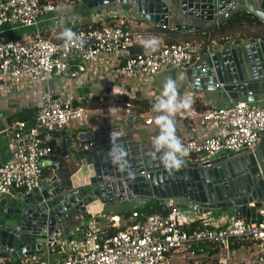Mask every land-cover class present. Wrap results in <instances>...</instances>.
I'll list each match as a JSON object with an SVG mask.
<instances>
[{
	"label": "built area",
	"instance_id": "2783aa9c",
	"mask_svg": "<svg viewBox=\"0 0 264 264\" xmlns=\"http://www.w3.org/2000/svg\"><path fill=\"white\" fill-rule=\"evenodd\" d=\"M62 4L0 0V96L7 88H35L51 78L79 84L89 77V70L97 76L98 68L106 69L105 78L114 86L118 79L152 80L163 68L185 73L196 65L200 49L185 42L157 52L133 53L138 35L126 26L127 17L120 10L102 14L106 19L100 29L80 30L75 33L79 39L55 43L44 33L63 27L58 16ZM21 34L23 38L11 39ZM122 95L127 98L124 108L131 112L135 96L128 90ZM88 121L89 111L81 101L57 99L48 91L30 123L9 122L6 133L14 150L12 161L0 166V200L40 191L43 165L57 151L52 145L56 137L71 124L83 127ZM152 123L146 121V125ZM188 129L183 143L189 148L186 158L194 162L209 164L222 154L254 152L264 132V103L212 107L201 114L199 127L190 121ZM90 146L82 149L88 151ZM178 201L162 203L166 215L135 212L127 221L110 217L107 231L88 222L80 239L67 244L56 264H173L177 255L196 258V249L203 252L204 247L215 254L217 264H236L239 250L250 254L244 264H264V252L250 253L255 248L264 250V200L248 206L255 209L254 221L233 218L227 224L193 222L188 227L180 219L184 212ZM21 264L52 263L34 256Z\"/></svg>",
	"mask_w": 264,
	"mask_h": 264
},
{
	"label": "water",
	"instance_id": "95a60500",
	"mask_svg": "<svg viewBox=\"0 0 264 264\" xmlns=\"http://www.w3.org/2000/svg\"><path fill=\"white\" fill-rule=\"evenodd\" d=\"M89 9L129 6L142 19L178 34H197L246 11L264 24V0H80ZM202 61L185 72L195 92L220 100L264 103V36L235 38L203 47ZM127 130L118 142L127 151L129 168L121 171L108 157L109 134L95 130L74 134L63 143L65 158L42 189L0 200V262L55 255L69 231L101 217L108 207L137 198L186 200L208 211L231 210L235 219L256 218L250 204L264 200V162L260 144L254 152L222 154L209 164L185 158L178 171H166L148 156L152 141ZM264 137V132L261 133ZM90 143L88 151L81 145Z\"/></svg>",
	"mask_w": 264,
	"mask_h": 264
},
{
	"label": "crops",
	"instance_id": "0c3cea01",
	"mask_svg": "<svg viewBox=\"0 0 264 264\" xmlns=\"http://www.w3.org/2000/svg\"><path fill=\"white\" fill-rule=\"evenodd\" d=\"M116 10H120L125 14L127 17V26L138 35L136 48L134 50L135 52H153L151 49L145 48L144 46L148 41L153 39L158 42V47L155 52L160 51L164 46H166L163 38L150 33L152 30L163 31V29L155 26L145 19H142L131 9V7L120 6L117 4L108 8L100 7L89 9L81 2L77 4L68 2L63 3L58 6V16L61 19L63 27L58 30L46 31L44 35L51 41L59 43L64 40L63 38H60V34L65 29H69L74 33L76 32L75 29L78 27H90L96 24L103 25L105 24L106 18H101L102 14ZM106 22H108V20H106ZM26 33L30 35L32 32L29 31ZM186 35L179 34L181 37ZM16 38H23V34ZM201 61L202 59L198 55L196 64ZM105 70L106 69L104 68H98L97 76L93 75V70H89V77L85 78V80L79 84L74 82L67 83L62 79L51 78L47 83L35 88H30L28 85H25V87L20 91L16 88H7L0 96V166L9 164L12 161L13 156L14 146L11 138L6 133L7 124L11 121H18L14 120L13 117L18 114H22L25 110H34L37 112L48 91L52 92L54 97L57 99L73 100L74 102L81 101L89 111V121L83 127H80L78 124H71L56 137L52 145L56 147L57 151L55 155H53L43 165V184L47 176L52 173V170L58 163H61V166L64 165L61 161L65 158L63 143L65 142L66 137L74 134H88L95 130H103L108 134H110L111 131L123 130L124 133L127 130L126 123L128 120V111L124 108V102L127 101V98L122 95L124 90L131 92L135 96V101L148 100L150 102H154L157 97L160 96L163 85L169 78L176 81L177 101L188 99L190 100L191 105L188 109H178L172 117L175 121L176 134L181 138L182 142L185 141L190 133L188 129V123L190 121L193 122L196 127H199V121L204 109L209 110L212 107L226 108L231 106L233 103H236L220 100L213 93L195 92L187 81L185 73L176 69L163 68L161 72L152 80L140 81L139 79L130 78H124L122 80L118 79L117 81H114V86H110L111 83L108 82L107 78H105L108 73ZM130 113L134 117L135 121H141L140 125L134 126L133 135L142 141H152L159 132L155 120L160 113L151 109L141 115L143 118L132 112ZM147 120H152L153 123L151 125H146ZM89 144V142H85L81 145V148ZM21 194L22 193L20 192L16 193L17 196ZM149 201L151 200L137 198L132 202L127 201L115 204L113 207H108L107 211L101 217L93 219L90 223H94L100 230L107 231L109 226L108 219L110 217H119L115 215V213L134 210L138 207L144 206ZM178 202H180L181 209L184 212V215L180 219L184 221L187 227L193 222H197L199 224H216L217 222L227 224L234 218L233 213L229 216L227 211H208L199 209L197 205L189 206V204L187 205L186 201L183 200ZM86 224L88 223H84L82 220L80 225L69 231L66 238L63 240L64 246L62 247L58 245L54 256L46 254L40 258L48 260L52 264L60 262L63 259L65 249H67V244L71 242L74 243L75 241L77 242V240L80 239V232L82 227ZM255 249H253V251H257L256 253L264 252V250L261 251L259 248ZM241 252L242 251L239 250L238 254ZM181 255L188 256L186 253L177 256L180 257ZM177 256L172 261L174 264L175 260H177ZM188 257L191 258L190 256ZM25 259L27 258L20 259V262ZM5 261L6 260H3V264ZM8 261L14 260L10 259Z\"/></svg>",
	"mask_w": 264,
	"mask_h": 264
},
{
	"label": "trees",
	"instance_id": "16d2710c",
	"mask_svg": "<svg viewBox=\"0 0 264 264\" xmlns=\"http://www.w3.org/2000/svg\"><path fill=\"white\" fill-rule=\"evenodd\" d=\"M40 1L41 4H47V3L60 4L64 2L77 4L80 2V0H40ZM101 26H102L101 24H96L90 27L82 26L75 29V31L78 32L80 30H86L88 28L92 30H98L101 28ZM150 33H152V35H156L158 37L163 38L165 45L185 42L194 45L198 49H202L203 47H210L215 44L225 45L228 43L229 40L235 38L260 39L264 36V24H262L255 16L248 14L246 11H239L233 14L224 24L212 28L210 30H206L202 33L190 34L184 37H181L179 36V34L165 29H163V31L152 30ZM11 39H18V38L12 37ZM134 50L133 53H136ZM131 102L133 104V109L131 112L137 116H141L152 109V105L155 101L150 102L148 100H143V101L133 100ZM206 110L207 109H204V111ZM35 112L36 111L34 110H25L22 112V114H18L15 117H13V119L30 123L35 115ZM260 147L264 162V137L261 139ZM162 203H163L162 201L151 200L144 206L138 207L130 211L117 212L115 213V215L119 216L122 221L129 220L132 214L135 212L143 216H148L156 213H160V214L163 213L166 215V213L163 212ZM108 233L114 234L116 233V230H109ZM196 255L197 257L195 259L198 258L203 260L205 259L204 261L215 257V254L211 252L210 249L207 247H204L203 252H201L200 249L197 248ZM4 264H21V262L20 260H14V261L6 260Z\"/></svg>",
	"mask_w": 264,
	"mask_h": 264
},
{
	"label": "clouds",
	"instance_id": "9594fccd",
	"mask_svg": "<svg viewBox=\"0 0 264 264\" xmlns=\"http://www.w3.org/2000/svg\"><path fill=\"white\" fill-rule=\"evenodd\" d=\"M60 38H63L66 42L79 39L69 29H65L60 34ZM144 46L155 52L158 42L153 39ZM85 58H90V55ZM190 106V100L188 99L177 101L176 81L171 78L164 83L160 96L152 105L153 111L160 113L155 120L159 132L151 142L148 156L157 161L166 171H178L185 164V158L189 155V148L184 145L181 138L176 134L175 121L172 117L178 109H188ZM122 135L123 133L120 131L110 132L108 157L113 165L124 171L129 168V161L124 145L118 142V138Z\"/></svg>",
	"mask_w": 264,
	"mask_h": 264
},
{
	"label": "rangeland",
	"instance_id": "374dc122",
	"mask_svg": "<svg viewBox=\"0 0 264 264\" xmlns=\"http://www.w3.org/2000/svg\"><path fill=\"white\" fill-rule=\"evenodd\" d=\"M179 201H182V200H179ZM183 201H186V200H183ZM186 204L189 206L190 205H193L195 206L196 204L192 203L191 201H186ZM188 206V207H189ZM227 211L230 215H232V211L231 210H222L221 212H225ZM256 250V249H255ZM257 251H253L251 250L250 253H256ZM250 257V254L247 252V251H242L241 253L238 254V260L236 261V264H244L243 263V260L244 259H248ZM179 258V259H178ZM177 260H175V264H217V258L216 257H213L212 259H207L206 261H204L203 259H193V258H189L188 256L186 255H181L180 257L177 256L176 258ZM174 264V263H173Z\"/></svg>",
	"mask_w": 264,
	"mask_h": 264
}]
</instances>
